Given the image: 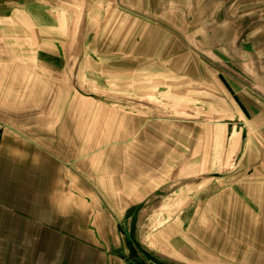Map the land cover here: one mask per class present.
Masks as SVG:
<instances>
[{
	"label": "rangeland",
	"instance_id": "obj_1",
	"mask_svg": "<svg viewBox=\"0 0 264 264\" xmlns=\"http://www.w3.org/2000/svg\"><path fill=\"white\" fill-rule=\"evenodd\" d=\"M103 1L0 0V70L43 74L78 117L99 122L97 170L138 174L120 226L134 264H264V140L228 58L198 29L243 14L198 13L197 0ZM106 132L131 138L101 142Z\"/></svg>",
	"mask_w": 264,
	"mask_h": 264
},
{
	"label": "crops",
	"instance_id": "obj_2",
	"mask_svg": "<svg viewBox=\"0 0 264 264\" xmlns=\"http://www.w3.org/2000/svg\"><path fill=\"white\" fill-rule=\"evenodd\" d=\"M197 1L198 13L244 16L198 29L205 46L228 58L221 66L238 86L247 125L260 128L263 141L264 0ZM110 4L116 5L104 0L102 8ZM44 84L43 74L23 66L0 70V264H134L120 226L133 204L125 192L141 186L138 174L97 170L99 122L78 117L77 103L62 102L60 88ZM105 134L101 142L131 138Z\"/></svg>",
	"mask_w": 264,
	"mask_h": 264
}]
</instances>
